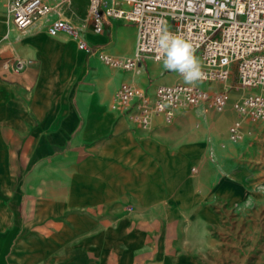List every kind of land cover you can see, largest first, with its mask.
I'll return each mask as SVG.
<instances>
[{"label": "crops", "instance_id": "1", "mask_svg": "<svg viewBox=\"0 0 264 264\" xmlns=\"http://www.w3.org/2000/svg\"><path fill=\"white\" fill-rule=\"evenodd\" d=\"M67 37L20 33L0 8V264H206L223 253L213 228L240 219L254 186L213 166L218 153L199 129L212 113L136 126L113 107L119 86L152 94L177 73L153 60L134 72L105 66L98 53L134 51L135 27L118 20L82 34L90 53ZM13 57L30 65L3 75Z\"/></svg>", "mask_w": 264, "mask_h": 264}, {"label": "built area", "instance_id": "2", "mask_svg": "<svg viewBox=\"0 0 264 264\" xmlns=\"http://www.w3.org/2000/svg\"><path fill=\"white\" fill-rule=\"evenodd\" d=\"M73 0H0L6 20L20 33L44 30L56 37L70 29L63 19ZM92 32L105 29L106 20H118L135 27L132 56L98 53V59L111 68L134 72L141 62L157 57L158 35L167 30L180 35L195 48L203 79L189 86L177 73L171 84L157 86L152 94L130 83H122L113 97V107L126 114L136 126L148 129L153 118L171 124L180 112L200 109L222 114L229 106L231 90L238 92L231 103L235 120L227 138L236 143L244 124L264 121V0H87ZM77 47L90 53L84 40ZM30 61L13 57L4 60L1 73L23 74ZM235 72V84L229 85ZM221 90L210 92L204 85Z\"/></svg>", "mask_w": 264, "mask_h": 264}, {"label": "rangeland", "instance_id": "3", "mask_svg": "<svg viewBox=\"0 0 264 264\" xmlns=\"http://www.w3.org/2000/svg\"><path fill=\"white\" fill-rule=\"evenodd\" d=\"M63 17L75 28V34L70 29L63 33L68 36L66 44L77 45L80 40L83 41L82 34L92 30L87 0H73ZM126 28L125 37L134 43V29ZM234 75L233 71L231 80ZM224 117H227L226 121H222ZM234 120L230 104L225 113L210 114L208 122L199 126V129H207V139L211 140L218 153H214L215 156L211 158L213 166L229 177L237 172L250 176L248 181L254 186L251 190L254 194L244 203L242 216L237 222L232 217L223 226L213 228V235L220 239L219 251L224 252L214 251L211 258L206 259V264L264 263V121L254 125L244 124L240 139L232 143L227 138V132ZM183 172L187 174L189 170ZM181 186H186V183Z\"/></svg>", "mask_w": 264, "mask_h": 264}, {"label": "clouds", "instance_id": "4", "mask_svg": "<svg viewBox=\"0 0 264 264\" xmlns=\"http://www.w3.org/2000/svg\"><path fill=\"white\" fill-rule=\"evenodd\" d=\"M157 57L162 60L163 68L169 72L179 73L185 84L193 86L203 79L201 63L195 54L193 45L180 35L161 30L157 40Z\"/></svg>", "mask_w": 264, "mask_h": 264}, {"label": "bare ground", "instance_id": "5", "mask_svg": "<svg viewBox=\"0 0 264 264\" xmlns=\"http://www.w3.org/2000/svg\"><path fill=\"white\" fill-rule=\"evenodd\" d=\"M16 30V29H15ZM17 31V30H16ZM54 136V135H53Z\"/></svg>", "mask_w": 264, "mask_h": 264}]
</instances>
